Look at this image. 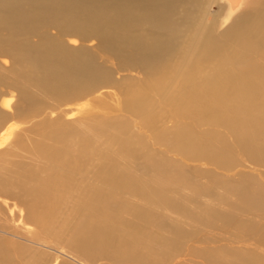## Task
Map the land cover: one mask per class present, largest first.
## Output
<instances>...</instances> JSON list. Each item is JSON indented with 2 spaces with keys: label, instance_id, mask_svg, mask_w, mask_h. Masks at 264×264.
Returning a JSON list of instances; mask_svg holds the SVG:
<instances>
[{
  "label": "bare ground",
  "instance_id": "1",
  "mask_svg": "<svg viewBox=\"0 0 264 264\" xmlns=\"http://www.w3.org/2000/svg\"><path fill=\"white\" fill-rule=\"evenodd\" d=\"M206 1L0 0V71L19 76L28 84L68 98L64 103H56L40 111L28 90L20 95L13 88L6 96L0 93V114L7 115L11 120L8 119L0 126V156L8 155L14 182L3 184L0 202L15 211L11 216L0 214V264H96L98 258L111 261L105 254L91 251L89 246L110 238L103 219L136 221V212L129 206L132 200L146 207L148 217H145L146 214L140 215L145 217L141 222H149L147 225L154 235H146V238L140 240L147 234V228L141 234L135 233V259L126 256L124 261H119L120 264H143L146 261L171 264L170 259L176 255V246L189 240L186 239L187 235H177L182 225L174 226L168 222L172 210L165 208L164 200L143 198L140 193H132L130 188H124L118 183L125 180L127 172L114 173L105 164L111 160L97 161L93 169L94 173L104 171L106 179L89 175L82 181L100 184L104 197L109 195L108 201L101 205L102 210H96L99 214L104 211L107 216L92 223H82L83 226L73 233L61 231L55 237L51 236V231L40 228L44 220L34 211L38 202L35 193L41 189L39 183L49 181L33 174H22L17 166H25L21 162L16 163L13 148L10 149L23 136V128L39 120L34 115L35 111L39 112L41 118L63 119L79 125L93 115H101L106 119L115 107L129 114V108H120L114 102L125 100L133 92L134 80L154 87L163 79L164 82L160 81V94L165 87V92L176 98L182 91L188 90L181 94L182 100L175 105L178 109L182 108L184 114L187 113L190 116L188 118L194 121L221 122L231 131L232 141H235L234 134L237 136L249 154L244 159L246 164L243 168L232 176L237 179L238 173H242L243 177L245 174L251 175V179L248 178L251 184L240 185L235 180V187L244 191V196L252 193L248 197L247 202L250 203L246 209L257 210L260 205L251 199L255 194L264 192V0H219L224 10L220 17H213L214 11L207 10ZM211 15L213 19H210ZM93 40L98 48L102 46L105 52L117 55L119 66L114 64V68L117 73L121 72V76L115 78L114 68L110 67L106 81L103 79L100 65L92 60L89 52L92 46L89 42ZM136 70L140 73L135 75ZM180 75L181 81H172L173 76ZM111 88L116 89L115 96L110 94ZM103 89L109 90V94L99 96L96 102L90 98L91 94ZM138 97H146L142 88L139 89ZM174 102L171 99L165 104L173 106ZM205 103L235 109L232 113L220 115L213 108H206L204 114L200 106ZM27 105L34 106L35 111L31 109L27 113ZM129 117H132L131 113ZM173 119L178 120L176 117ZM156 127L158 132L153 131ZM165 131L157 123L153 124L149 130L150 140ZM190 135L189 130H184L175 139L167 140L166 146L174 149L175 142H181ZM59 142L58 146H50L49 149L44 147V150L60 155L62 149L67 148L73 159L65 156L63 159L68 165L49 162L47 168L52 171L50 173L58 172L70 180H78L77 168L88 159L83 150L67 147L62 140L56 143ZM102 143L106 141L102 140ZM225 150L222 148L215 160L198 159L197 163L209 170L224 168L228 155ZM113 151L118 160L125 159L126 153L123 150L117 147ZM108 152L109 149H106L99 156L104 158ZM169 161L168 158L166 163ZM142 164V172L151 171L146 163ZM150 174L144 175V181L147 182L138 186L140 190L150 183L158 182L153 179L154 174ZM160 180V186L154 185L157 191L165 188L161 185L166 182L162 177ZM214 181L212 178L211 184L204 181L203 190L210 189L209 194L220 192L222 188L217 189L213 185ZM12 188L16 189L14 194L9 192ZM102 191L94 195H100ZM63 197L65 201L70 200L69 194ZM99 199L89 201L90 198L86 200L82 197L78 200L85 216L93 212ZM192 200L202 203L209 199L199 195ZM27 201L30 205H27ZM173 214L185 221V217L179 213ZM190 219L187 217L188 225L192 221L200 227V222ZM247 225L258 231L256 227ZM160 236L166 237L167 241ZM115 241L118 244L128 242L130 234H124ZM93 254L96 256L93 257Z\"/></svg>",
  "mask_w": 264,
  "mask_h": 264
},
{
  "label": "rangeland",
  "instance_id": "2",
  "mask_svg": "<svg viewBox=\"0 0 264 264\" xmlns=\"http://www.w3.org/2000/svg\"><path fill=\"white\" fill-rule=\"evenodd\" d=\"M206 8L208 11H214L213 17H220L224 12L219 0H207ZM213 17L211 15L210 19H213ZM35 40L37 39L35 38ZM95 41L98 40L95 39ZM95 41L89 42L92 45L89 52L92 60L100 65L103 79L106 81L110 67L114 68V64L119 66V60L116 54L105 52L102 46L98 48L94 45ZM6 59L9 61L8 58ZM135 72V75L140 73L137 70ZM113 73L115 78L122 75L121 72L117 73L115 68ZM181 79L182 75L173 76L172 81L178 82ZM160 81L164 82L163 79H160ZM160 81L154 87H150L149 83L134 80L133 92L125 100L114 102L120 108L123 106L129 108L132 117H129L130 113L128 114L124 109L120 112L115 107L108 118L103 119L101 115H93L87 117L88 120L79 125L75 122H66L63 119L41 118L39 112L35 111L34 106L27 105L26 112L28 113L31 109H34V115L39 120L33 125L25 126L23 136L16 141L14 146H10V149L13 148L16 163L21 162L25 166V168L17 166L22 174H33L49 181L47 183L40 181L39 187L41 189L35 193L38 202L34 211L44 220L40 228L44 231H51L49 234L55 237L61 231L73 233L75 229L83 226L82 223H92L107 216L104 211L99 214L96 210H102L101 205L103 202L108 201L109 195L104 197L100 184L88 180V183L82 181L86 180L85 177L89 175L95 176L97 179H106L104 171L98 173L95 171L94 173L93 169L98 162L111 160L110 163L105 164L114 173L127 172L125 180L118 182L122 187L130 188L132 193H140L139 195L146 199L164 200L163 205L165 208L185 217V221L183 219L181 221L172 212L168 217V222L172 225H182V227L179 226L181 228L178 229L177 235L179 237L187 235L186 239H189L186 240L187 242L183 241L176 246V255L170 259L171 264H264V192L255 194L254 198L251 199L260 205L257 210L247 211L246 208L250 203L247 200H249L248 197L252 193H247L245 197L244 191L235 187L237 186L235 180L240 185L242 183L251 184L249 181L251 175L245 174V177H243L242 173H238L236 174L237 179L232 176L246 164L244 159L249 154V150L239 143L235 134V141H232L231 131L227 130L221 122L211 120L198 122L188 118L190 116L187 113L184 114V110L182 108L178 109L175 105L179 104V100H182L181 94L189 91H182L179 97L176 98V96L165 92L164 87L160 94ZM122 85H125V83ZM12 88L19 95L24 90H28L35 99V104L40 111L68 100L64 95L51 93L37 85L28 84L19 76L14 77L11 73L0 71L1 95L6 96V93ZM140 88L145 91V98L138 97ZM108 91L99 90L91 94L90 98L96 102L99 96L107 94ZM111 92L110 94L115 96L116 89L113 88ZM171 99L175 101L173 106L165 104L167 100ZM186 103L190 104V102ZM200 108H202L204 114L207 111L206 108H213L212 110H215L217 114L220 113V115H224L226 112L232 113L235 109L223 105L215 107L206 103ZM174 109L176 110L173 111ZM174 117L178 120L175 121ZM8 119L7 115L0 114V126ZM9 121L11 120L9 119ZM155 123L162 129H166V131L164 134L154 135L153 139L150 140L149 130L153 128ZM135 124L138 129L135 128ZM154 130L158 132L159 129L156 127ZM184 130H189L191 135L185 137L181 142H175L174 149H169L166 146V141L175 139ZM100 137L106 141L105 144L102 143V140H98ZM58 140H62L67 147L74 150L84 151L88 161L83 162L77 168L78 180H70L58 172L57 174L50 173L52 171L47 168L49 162L58 163L62 166L68 165L67 161L63 159L65 156H71L73 159L67 148H63L60 155L55 152L51 154L44 150V147L49 149L50 146H58L61 143H56ZM117 147L126 153L125 159L122 160L121 158L122 161L116 158L117 154L113 151ZM222 148H226L225 151L228 153L224 168L209 170L197 163L198 159H217ZM106 149H109L107 156L104 158L99 156V153L104 154ZM168 158L170 161L167 164L166 160ZM142 163H146L151 169L149 172H151L150 175L154 174L153 179L158 180V182L161 181V177L164 179L166 183L161 186H165V188L157 191L154 185H160L158 182H153L146 185L145 189H139L138 186L141 183L147 182L144 181V175L146 173L149 175L147 170L142 172L144 167ZM11 168L8 155L0 156V191H3V184L14 183L11 178ZM262 172L264 175V168ZM148 175L146 177L150 181ZM58 176H63V178ZM211 178L217 180L214 181L213 185L217 189L218 187L222 188L219 189L221 193L215 191L209 194L210 189L203 190V182L211 184ZM262 181L264 182V179ZM69 183H73V185ZM171 190H174L175 193H172ZM99 191H102V194L94 195ZM9 192L14 194L16 189L12 188ZM66 194L70 195L69 201L64 200L63 196ZM199 195H205L209 200L202 203L194 202L192 199ZM82 197L86 200L90 198L89 201L100 198L97 207L87 216H85L81 205H79L78 200ZM27 205H30L29 202ZM129 206L131 210H135V220L138 219V222H126L124 219L120 221L103 219V224L106 225V231L110 233V238L104 239L101 243L97 242L90 245L89 248L93 252L105 254L111 258V261L98 258L96 264H120L119 261L126 256L135 259V233L141 234L147 228V234L141 237L140 240L146 238L149 234L154 235V232L147 225L149 222L146 224L141 222V219L145 220V217H148L146 207L136 200L130 201ZM229 212H232V214ZM14 213L15 211H12L8 205L0 202V214L11 216ZM92 214L93 217H90ZM155 214L157 215L158 212H155ZM140 215H145V217ZM187 217L200 222V227L196 223V225L193 224L192 221H190L191 225H188ZM247 224L256 227L258 231L252 230ZM124 234H130V241H125L123 244L116 243L115 240L122 238ZM161 238L167 241L166 237L162 236ZM92 256L95 257L96 255L93 254ZM153 263L156 264L153 261L151 263L146 261L143 264Z\"/></svg>",
  "mask_w": 264,
  "mask_h": 264
}]
</instances>
